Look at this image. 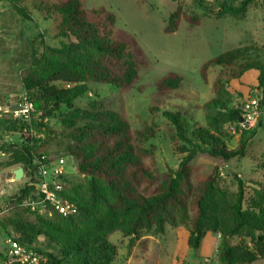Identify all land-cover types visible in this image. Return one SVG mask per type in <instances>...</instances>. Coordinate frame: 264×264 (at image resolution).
<instances>
[{
	"label": "trees",
	"instance_id": "trees-1",
	"mask_svg": "<svg viewBox=\"0 0 264 264\" xmlns=\"http://www.w3.org/2000/svg\"><path fill=\"white\" fill-rule=\"evenodd\" d=\"M0 1L9 2L22 19L31 18L20 0ZM253 1L241 0L238 5L221 1L215 9L197 2L206 12L220 18L224 14H243ZM31 3L46 18L60 17L57 34L61 41L58 46H50L41 39L39 50L32 51L31 72L23 79V86L41 121L53 115L60 105L67 108L58 122L68 129L63 133L68 143L66 151L75 158L77 170L84 176L82 183L66 184L62 192L76 205L74 215L53 213L45 218L33 213L32 222L8 218L25 243L44 237L55 246L58 254H44L46 260L40 264H111L116 246L108 240L110 233L118 230L133 236L141 229L161 233L164 224L185 226L190 248H197L206 232H218L223 237L219 250L222 264H251L263 258L264 186L252 179L257 187L243 207L245 184L240 178H236V191L232 195L217 185L216 167L194 185L191 162L198 154L223 161L246 155L243 134L235 148H227L224 142L227 136L224 127L236 122L241 113L233 103L234 93L240 92L232 91L229 84L255 70L258 107L260 110L264 107V48L236 46L200 66L203 82L207 81L209 66L220 68L212 82L215 94L202 105L204 123L190 125L179 109L162 112L173 127L174 149L185 154L175 169L159 174L146 167L145 150L132 143L126 118L113 109L99 108L94 102L88 108L74 105V100L86 93L90 82L117 88L132 86L138 78L139 64L144 61L141 49L135 44L128 47L116 38L115 15L103 7L85 9L81 0ZM181 17L192 25L199 22L198 15H186L177 6L169 13L164 31H175ZM182 80L178 73H166L155 83L156 95L160 97L177 89ZM41 121L33 117L31 125L40 130L44 126ZM24 126L27 123L20 126L12 123L11 128L20 132ZM45 128L52 133L51 128L46 125ZM137 133L147 139L153 136V129L146 127ZM37 142L31 137L15 144L0 137V151L6 154L0 158V168L19 163L26 170L39 153ZM31 188L25 185L20 189L21 197ZM234 236L248 238L252 246L229 244L227 240ZM132 241L131 238L129 246Z\"/></svg>",
	"mask_w": 264,
	"mask_h": 264
},
{
	"label": "rangeland",
	"instance_id": "rangeland-1",
	"mask_svg": "<svg viewBox=\"0 0 264 264\" xmlns=\"http://www.w3.org/2000/svg\"><path fill=\"white\" fill-rule=\"evenodd\" d=\"M81 1L85 9L103 7L114 13L116 38L128 47L137 45L144 55V61L139 64L138 78L132 86L117 88L108 83L90 82L87 84L86 93L75 99L74 105L88 108L89 104L94 102L99 108L117 111L129 123L132 143L145 150L143 161L146 167L159 174L175 169L185 153L174 149L173 127L162 112L167 109H179L190 125L204 123L202 105L215 94L212 82L218 76L220 68L209 66L206 82L202 81L199 68L208 59L236 46L252 45L264 48V0H254L241 15L224 14L220 18H216L214 13L206 12L198 4V0ZM199 1L215 9L218 2L238 5L241 0ZM31 2L32 0H20V4L30 11L31 18L26 20L15 12L9 2L0 1V137L5 142L15 144L31 137L22 131L23 128L20 132L11 128L12 123L20 126L22 122L17 114L14 116L10 111H6V103H17L23 94L29 95L24 89L23 79L31 72V54L33 50H39L41 39L50 46H58L61 41L57 34L60 17L52 15L46 18L43 13L32 8ZM177 6H180L186 15H198L199 22L192 25L181 17L177 29L167 33L164 27L168 15ZM168 72L180 74L183 80L177 89L158 97L155 83ZM252 74L232 80L229 84L232 91L240 92V89L244 88L242 84L247 87L245 93H234L233 103L240 112L246 99H259L252 84ZM66 111L67 108L60 105L53 115L42 121L38 118L39 113L34 112L33 117L44 126L38 127L40 130L35 128L37 136L32 138L37 139L39 152L47 151L66 156L64 184L74 185L82 183L84 176L78 172L75 158L66 151L68 143L63 133L68 129L58 122L59 116ZM45 125L52 129V133L48 132ZM229 126H232L233 130ZM146 127L153 129V136L147 139L137 133ZM224 129L227 133L224 139L227 148L237 147L240 135H244L246 155L223 161L198 154L191 162V181L195 185L216 167L217 185L232 195L236 191L238 177L245 184V207L257 187L251 181L258 180L264 186V110L251 129H245L236 122L227 124ZM5 155L0 154V158ZM17 166L22 165L18 163L0 168V189L4 190L7 200L24 184L23 178L13 180L12 169ZM33 213L19 206L15 207L0 218V230L7 233L12 230L20 234L18 229L8 222V218L19 217L32 222L36 214ZM181 227L186 229L183 225ZM174 228L176 227L164 224L161 233L153 229H141L133 236L124 235L118 230L110 233L108 240L116 246V255L111 264H172V259L179 260L183 257L180 254L174 255L173 248L170 247V242L175 238ZM213 233L216 234L218 246L209 264H222L219 250L223 237L218 232ZM131 238L132 246H129ZM20 239L24 242L22 236ZM240 243L252 246L248 238L234 236L230 240L231 245ZM29 245L36 252L42 253V256L46 253L58 254L55 246L44 237L37 238ZM0 246H3V241H0ZM196 251V248H190V252ZM251 264H264V257Z\"/></svg>",
	"mask_w": 264,
	"mask_h": 264
},
{
	"label": "built area",
	"instance_id": "built-area-1",
	"mask_svg": "<svg viewBox=\"0 0 264 264\" xmlns=\"http://www.w3.org/2000/svg\"><path fill=\"white\" fill-rule=\"evenodd\" d=\"M19 109L6 111L17 114L21 122L27 123L22 131L30 137H36L35 128L31 125L35 107L27 94H23L17 102ZM261 113L257 98L246 100L241 108V121H236L245 129L255 126L256 119ZM233 130L232 126H229ZM0 154L4 153L0 151ZM67 158L49 152H39L32 160V165L23 169L24 184L11 197L0 205V218L7 212L19 206L22 209L38 215L51 217L52 213L62 216L74 215L77 211L73 201L62 195L64 192V174ZM32 187L21 197L19 191L24 186ZM21 234L14 231H4L3 246H0V264H40L46 258L36 252L29 244L21 241Z\"/></svg>",
	"mask_w": 264,
	"mask_h": 264
},
{
	"label": "crops",
	"instance_id": "crops-1",
	"mask_svg": "<svg viewBox=\"0 0 264 264\" xmlns=\"http://www.w3.org/2000/svg\"><path fill=\"white\" fill-rule=\"evenodd\" d=\"M252 71H254L253 74H252ZM250 73L252 74V77H251V80L253 82L252 84H254L256 76H257V72L255 70L247 71L242 76V78L243 77L245 78ZM241 86L244 88L240 89V92L245 93V90L247 89V87L244 84H242ZM263 110H264V107L261 108V112ZM3 192L4 190L0 189V198H1L0 204H2L3 202L7 200ZM174 229H175V233H174L175 238H173L174 245H173V240H172L170 242L171 244L170 247L173 248L174 255L180 254L183 257L179 258V260L175 258L172 259L173 260L172 264H209L212 261V256L215 255V251H217V246H218V241H217V237L215 233L209 232V231L206 232L204 236L202 237L199 246L196 248L197 249L196 253H192L190 252V247L187 244V240H188L187 230L181 226L180 227L178 226ZM0 231H1L0 241H3L4 231L3 230H0ZM229 244H230V241H229Z\"/></svg>",
	"mask_w": 264,
	"mask_h": 264
},
{
	"label": "water",
	"instance_id": "water-1",
	"mask_svg": "<svg viewBox=\"0 0 264 264\" xmlns=\"http://www.w3.org/2000/svg\"><path fill=\"white\" fill-rule=\"evenodd\" d=\"M6 105L9 107L10 110H17V109H19V105L17 103L9 104V102H7ZM237 120L238 121H241V117L239 116ZM12 174H13V180H20V179H22V177H23V167L22 166L15 167L12 170ZM230 239L227 240L228 243H229Z\"/></svg>",
	"mask_w": 264,
	"mask_h": 264
}]
</instances>
